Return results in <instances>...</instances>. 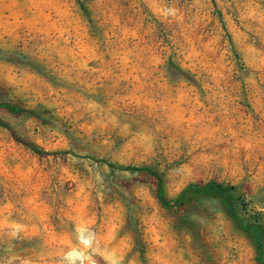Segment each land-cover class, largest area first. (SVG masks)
I'll use <instances>...</instances> for the list:
<instances>
[{
  "label": "rangeland",
  "instance_id": "rangeland-1",
  "mask_svg": "<svg viewBox=\"0 0 264 264\" xmlns=\"http://www.w3.org/2000/svg\"><path fill=\"white\" fill-rule=\"evenodd\" d=\"M0 118V264H264V0H0Z\"/></svg>",
  "mask_w": 264,
  "mask_h": 264
},
{
  "label": "trees",
  "instance_id": "trees-1",
  "mask_svg": "<svg viewBox=\"0 0 264 264\" xmlns=\"http://www.w3.org/2000/svg\"><path fill=\"white\" fill-rule=\"evenodd\" d=\"M7 109L11 111H16L17 108L7 105ZM0 125L7 128L13 138L26 145L27 147L33 149L37 153H47L43 150H41L34 142L28 141L25 139H22L18 134L16 133L15 129L3 121L0 118ZM136 170H148L153 176L157 178V194L160 202L164 206H171L173 202H184L185 196L188 192L192 191L195 192L198 195L205 196V197H217L221 198L223 202L225 203V206L227 207L228 211L233 212L234 211V195L236 191L235 185L230 184H224L219 181H209L206 183H199V184H192L189 185L184 191L180 193V195L172 200L165 192L162 179L159 177L158 173L154 171V169L150 167H142V168H136Z\"/></svg>",
  "mask_w": 264,
  "mask_h": 264
},
{
  "label": "clouds",
  "instance_id": "clouds-1",
  "mask_svg": "<svg viewBox=\"0 0 264 264\" xmlns=\"http://www.w3.org/2000/svg\"><path fill=\"white\" fill-rule=\"evenodd\" d=\"M79 243L83 248H73L69 250L61 260V264H95L92 253L96 251L93 247L97 243V236L94 231L89 230L87 227L77 226L75 229ZM91 249V251H87ZM113 264H118L113 260Z\"/></svg>",
  "mask_w": 264,
  "mask_h": 264
}]
</instances>
